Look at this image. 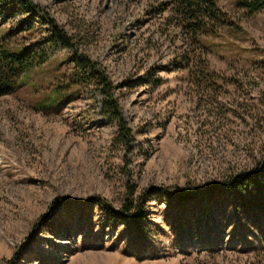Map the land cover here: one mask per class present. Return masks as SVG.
<instances>
[{
  "label": "rangeland",
  "instance_id": "rangeland-1",
  "mask_svg": "<svg viewBox=\"0 0 264 264\" xmlns=\"http://www.w3.org/2000/svg\"><path fill=\"white\" fill-rule=\"evenodd\" d=\"M174 1L33 0L67 47H43L38 12L0 22L11 48L49 53L0 97V264H264V9L217 0L227 24L197 34ZM84 56L128 138L100 85L74 82ZM248 173L232 194H166Z\"/></svg>",
  "mask_w": 264,
  "mask_h": 264
},
{
  "label": "trees",
  "instance_id": "trees-1",
  "mask_svg": "<svg viewBox=\"0 0 264 264\" xmlns=\"http://www.w3.org/2000/svg\"><path fill=\"white\" fill-rule=\"evenodd\" d=\"M175 12L184 17L191 29L198 33L204 31L206 27H212V31L226 25V15L218 6L217 0H175ZM241 6L249 13H255L264 9V0H240ZM37 5L33 0H0V22L4 24L8 18L23 16L19 23L18 30L26 31L35 27V21L38 16L36 12ZM39 13V12H38ZM40 14V13H39ZM43 23L48 25L50 34L44 39L43 47L46 45L62 44L67 47L71 42L65 31L49 15L42 11L39 15ZM5 34V35H4ZM0 35V97L14 93L18 87L24 84L25 76L36 67L42 66L49 60V53L44 49L37 48V43L31 45H22L17 48H11L7 39L11 34L4 33ZM77 61V72L74 73V82L76 84L89 83L96 81L100 85L103 94L104 111L109 117L118 121L121 128L122 139L128 138L129 133L125 128L120 105L112 92V84L108 77L98 69L96 64L88 56H84ZM210 73H205V78ZM58 98V94L51 97ZM54 103L49 101V106ZM261 173H248L237 176L236 181H230L222 184H211L204 187L189 189L187 187H178L172 192L166 194L176 198L178 201L191 202L199 198L214 194L220 188L224 192L232 194L235 189L250 187L251 184L260 181ZM239 186V187H238ZM126 203L120 210L124 215L129 208ZM128 220L138 221L136 215L127 214ZM208 250V249H207ZM212 251V247H210Z\"/></svg>",
  "mask_w": 264,
  "mask_h": 264
}]
</instances>
